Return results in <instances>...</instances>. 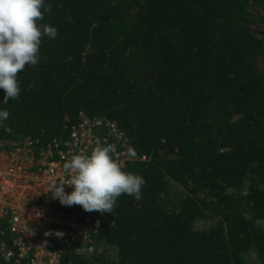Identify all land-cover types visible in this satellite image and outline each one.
I'll return each instance as SVG.
<instances>
[{
    "label": "trees",
    "instance_id": "16d2710c",
    "mask_svg": "<svg viewBox=\"0 0 264 264\" xmlns=\"http://www.w3.org/2000/svg\"><path fill=\"white\" fill-rule=\"evenodd\" d=\"M45 2L41 23L57 36L17 74L19 96L0 103V139H62L84 111L115 121L148 156L123 169L143 178L141 198L117 197L98 234L116 258L73 259L251 264L253 251L264 264V40L245 26L264 24V0ZM172 184L181 192L166 202Z\"/></svg>",
    "mask_w": 264,
    "mask_h": 264
},
{
    "label": "built area",
    "instance_id": "2783aa9c",
    "mask_svg": "<svg viewBox=\"0 0 264 264\" xmlns=\"http://www.w3.org/2000/svg\"><path fill=\"white\" fill-rule=\"evenodd\" d=\"M98 144H111L122 170L147 160L129 157L130 137L103 115L78 113L65 138L42 144L39 138L0 139V260L13 264H82L74 256L91 258L117 252L98 238L109 216L98 212L77 218L57 207L48 186L66 180L63 164L74 154H88ZM135 151V150H134ZM65 193L72 187L64 186ZM47 233V235H46ZM62 233V235H57Z\"/></svg>",
    "mask_w": 264,
    "mask_h": 264
},
{
    "label": "clouds",
    "instance_id": "9594fccd",
    "mask_svg": "<svg viewBox=\"0 0 264 264\" xmlns=\"http://www.w3.org/2000/svg\"><path fill=\"white\" fill-rule=\"evenodd\" d=\"M49 10L45 0H0V89L4 92L0 103L6 104L19 96L17 74L39 62L42 39L56 38L55 26L41 23ZM8 117L7 109L0 108V124ZM127 154L134 157V149L129 147ZM63 169L68 178L48 186L50 196L62 206L77 204L87 212L112 213L120 195L141 198L143 178L122 170L111 144H98L86 155H72L64 162ZM65 185L72 187L70 193H65Z\"/></svg>",
    "mask_w": 264,
    "mask_h": 264
},
{
    "label": "rangeland",
    "instance_id": "374dc122",
    "mask_svg": "<svg viewBox=\"0 0 264 264\" xmlns=\"http://www.w3.org/2000/svg\"><path fill=\"white\" fill-rule=\"evenodd\" d=\"M245 26L255 35H257L258 37L262 38L264 40V24H256V23H246ZM179 187H177L175 184H172L166 194L165 200L167 202V200H172L173 198H175L176 196H178L180 194V189H178ZM212 221L211 220H199L197 221V227L199 228H208L212 225ZM257 223L261 226V228L264 230V221L263 220H257ZM111 256V255H110ZM250 260H251V264H259L256 261L255 258V254L252 251L250 254Z\"/></svg>",
    "mask_w": 264,
    "mask_h": 264
}]
</instances>
